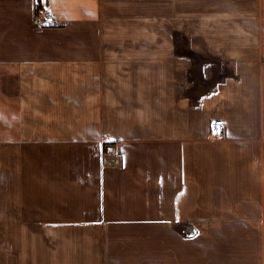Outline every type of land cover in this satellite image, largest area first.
<instances>
[{"label": "crops", "instance_id": "obj_1", "mask_svg": "<svg viewBox=\"0 0 264 264\" xmlns=\"http://www.w3.org/2000/svg\"><path fill=\"white\" fill-rule=\"evenodd\" d=\"M44 3L0 0V264H264V0Z\"/></svg>", "mask_w": 264, "mask_h": 264}, {"label": "rangeland", "instance_id": "obj_2", "mask_svg": "<svg viewBox=\"0 0 264 264\" xmlns=\"http://www.w3.org/2000/svg\"><path fill=\"white\" fill-rule=\"evenodd\" d=\"M51 12V11H50ZM52 14V13H51ZM43 27V26H41ZM182 35H184L182 33ZM180 40V39H179ZM178 43H181L180 46L177 47V50H176V53L178 55H181L182 58H183V61L185 60V58H195L197 60L196 63H193L192 62V69L194 72L197 71V76L201 74V72L199 71L200 70V66L203 65V64H206V63H211V65L213 66L212 69H213V72L214 73V76L215 77H220L222 76L223 74H221L222 72H225V69H224V63L221 62V60H217L216 59H213L215 57H211L213 56V54L210 56V55H207L205 53H202L201 51H198V47L196 46H192L191 44H189V42H178ZM200 47V46H199ZM201 49V48H200ZM211 53V52H210ZM219 54V53H218ZM192 56V57H191ZM196 56V57H194ZM213 59V61H212ZM263 64H264V58L262 60ZM199 68V69H198ZM195 69V70H194ZM190 74V72H189ZM193 75V74H192ZM117 153H120V152H117ZM116 153V154H117ZM115 154V155H116ZM121 154V153H120ZM121 157V156H120ZM119 157V158H120ZM110 158H112V156H109V160ZM119 158H117V162L119 161Z\"/></svg>", "mask_w": 264, "mask_h": 264}, {"label": "built area", "instance_id": "obj_3", "mask_svg": "<svg viewBox=\"0 0 264 264\" xmlns=\"http://www.w3.org/2000/svg\"><path fill=\"white\" fill-rule=\"evenodd\" d=\"M34 7L35 15L33 21L35 24L41 27L54 23L53 16L48 6L44 3V0H34ZM209 136L214 139H219L224 136V122L221 118L212 121ZM120 156L121 154L117 153L115 157L110 158V160L115 161Z\"/></svg>", "mask_w": 264, "mask_h": 264}, {"label": "trees", "instance_id": "obj_4", "mask_svg": "<svg viewBox=\"0 0 264 264\" xmlns=\"http://www.w3.org/2000/svg\"><path fill=\"white\" fill-rule=\"evenodd\" d=\"M107 144H108V143H105V144H104V147H105ZM105 148H106V147H105Z\"/></svg>", "mask_w": 264, "mask_h": 264}]
</instances>
